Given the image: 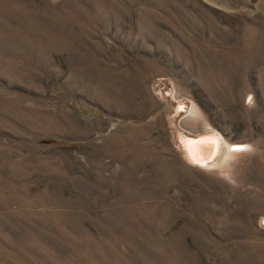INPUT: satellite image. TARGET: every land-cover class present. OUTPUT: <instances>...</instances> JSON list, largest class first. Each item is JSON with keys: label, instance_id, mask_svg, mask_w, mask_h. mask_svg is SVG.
<instances>
[{"label": "rangeland", "instance_id": "rangeland-1", "mask_svg": "<svg viewBox=\"0 0 264 264\" xmlns=\"http://www.w3.org/2000/svg\"><path fill=\"white\" fill-rule=\"evenodd\" d=\"M0 264H264V0H0Z\"/></svg>", "mask_w": 264, "mask_h": 264}, {"label": "bare ground", "instance_id": "bare-ground-1", "mask_svg": "<svg viewBox=\"0 0 264 264\" xmlns=\"http://www.w3.org/2000/svg\"><path fill=\"white\" fill-rule=\"evenodd\" d=\"M237 146H238L237 148H239V149L241 148V146H239V145H237ZM234 147H236V146L234 145Z\"/></svg>", "mask_w": 264, "mask_h": 264}]
</instances>
